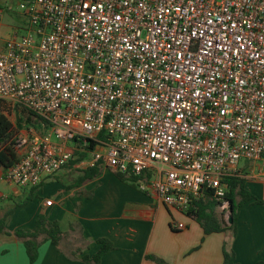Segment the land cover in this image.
<instances>
[{"label": "built area", "instance_id": "2783aa9c", "mask_svg": "<svg viewBox=\"0 0 264 264\" xmlns=\"http://www.w3.org/2000/svg\"><path fill=\"white\" fill-rule=\"evenodd\" d=\"M19 7L28 26L0 39V101L38 127L15 136L1 180L39 187L84 151L77 168L142 177L179 212L204 193L228 206L226 179L264 182V0Z\"/></svg>", "mask_w": 264, "mask_h": 264}, {"label": "crops", "instance_id": "0c3cea01", "mask_svg": "<svg viewBox=\"0 0 264 264\" xmlns=\"http://www.w3.org/2000/svg\"><path fill=\"white\" fill-rule=\"evenodd\" d=\"M4 114L16 135L32 126V116L19 107H10ZM18 120L22 122L19 129L16 128ZM75 168L61 170L51 178L57 183L63 182L58 177L61 174L71 179L68 186L63 182L55 197L46 192L42 194L44 189L39 190V186L35 197L24 206L19 205L34 188L18 190L0 179V183L14 186L12 194L0 195L12 202L0 208V223L4 220L7 232L0 234V264H93L102 245L106 251L98 264H156L148 256L165 264H223V247L228 246L236 264H264L262 180L246 178L245 190L259 203L252 201L241 207L235 236L231 231L205 235L200 225L184 213L161 204L147 189L141 192L143 182L136 188L100 166L96 179L76 185L80 173ZM4 172L0 165V177ZM248 182L254 184V189H248ZM46 183L45 186L50 185ZM19 197L23 200L16 201ZM49 199L54 204L45 207L44 202ZM41 212L48 221L59 222L61 239L57 246L49 241L39 245L37 258L30 263L22 240L14 233L32 229ZM224 223L230 226L228 219ZM177 224L184 225L185 229L177 230Z\"/></svg>", "mask_w": 264, "mask_h": 264}, {"label": "trees", "instance_id": "16d2710c", "mask_svg": "<svg viewBox=\"0 0 264 264\" xmlns=\"http://www.w3.org/2000/svg\"><path fill=\"white\" fill-rule=\"evenodd\" d=\"M4 113V109L0 107V165L5 170H7L13 162H16L18 155L14 144L16 133L11 121ZM16 124V128L19 129L22 125L21 120H18ZM85 157L86 153L84 151L74 152L72 160H70L64 169H74V167H76L79 162L84 160ZM100 169L101 168L98 165L87 169L75 168L76 172L80 173V176H78V179L76 180V185L96 179L100 174ZM116 174L120 179L130 183L136 188H140V185H142V182L144 181L142 177H125L121 174ZM246 181L247 180L245 178L241 177H234L224 181L227 190L223 202L228 203V208L231 211L232 224L230 226H222L221 220L216 213L217 207L221 206L222 202L214 200L208 193H204L201 197L194 198L188 209L182 213H184L193 221L197 222L205 235L231 231L232 235L235 236L237 216L241 207L246 203H251L252 201H254L252 202L253 204L259 203V201L255 200V198L245 190L244 187ZM37 189L38 187L32 189L27 199L24 200V202H22V204L19 206H24L29 200H32L35 197V192ZM4 229L5 227L3 220L0 223V234H7ZM14 235L18 239L22 240L29 262L33 263L37 258L39 245H41L43 242L49 241L54 246L59 244L61 239V230L58 221H48L41 212L38 215L35 225L32 229H20L17 230ZM228 247H223V264H236L234 261V254L231 249H228ZM105 251L106 249L102 245L99 252L93 258V264H98ZM148 259L155 262L156 264H165L162 260L154 256H148ZM85 264L87 263L85 262Z\"/></svg>", "mask_w": 264, "mask_h": 264}, {"label": "rangeland", "instance_id": "374dc122", "mask_svg": "<svg viewBox=\"0 0 264 264\" xmlns=\"http://www.w3.org/2000/svg\"><path fill=\"white\" fill-rule=\"evenodd\" d=\"M20 1L19 0H0V39H8V38L12 37L14 33H17L19 35H22L25 33V30L27 29V26H28V19H27L26 15L24 14L23 10L20 9V7H19ZM0 102H1L0 107L2 109H4V112H7L8 109L10 108L9 104L2 102V101H0ZM5 110H7V111H5ZM7 115L10 116V114H7ZM37 123H38V120L35 119L34 121L31 122V125L38 127ZM248 165H249L248 162L242 161L240 163V168H246ZM258 171H259V168L256 167L255 172L258 173ZM58 173H60V172H58ZM73 174H74V176L77 175V173H75V172ZM66 176L67 175L61 174L58 177L60 179H62L65 186H68L70 184L69 182L71 181V179L69 177L66 178ZM47 182H50L49 183L50 185L45 186L44 184H47L45 182L44 184L41 185L42 187L40 186L39 190L44 189L42 194H44V192H46V194H49L51 197H55L58 193V189H62L63 182L58 181V183H57V182H55V178L50 179ZM12 187H14V186L11 185L10 187H8V185L6 183H4V182L0 183V195L3 194L6 196L9 194H12L13 193ZM247 187H248V189L252 190V189H254V184L251 182H248ZM17 188H18V190H20L19 187H17ZM145 189L148 190V188H145L144 186H142L139 190L141 192H144ZM15 200L16 201H22L23 197L16 198ZM12 201H14V200H12ZM7 204H12V202L9 200H6V199H2L0 197V208L3 206H6ZM216 213H217L220 220L222 217V220L224 222H227L228 213H229L228 206H223V204H222L221 206L217 207Z\"/></svg>", "mask_w": 264, "mask_h": 264}, {"label": "water", "instance_id": "95a60500", "mask_svg": "<svg viewBox=\"0 0 264 264\" xmlns=\"http://www.w3.org/2000/svg\"><path fill=\"white\" fill-rule=\"evenodd\" d=\"M228 222H229V225L232 224V215H231V211H230V210H229V213H228ZM221 224H222V226H224V227H227V226H228V224H225V223L223 222V220H221Z\"/></svg>", "mask_w": 264, "mask_h": 264}]
</instances>
